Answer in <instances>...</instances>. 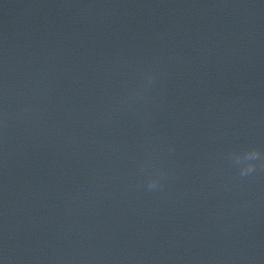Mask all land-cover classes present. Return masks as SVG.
Segmentation results:
<instances>
[{
    "label": "clouds",
    "instance_id": "9594fccd",
    "mask_svg": "<svg viewBox=\"0 0 264 264\" xmlns=\"http://www.w3.org/2000/svg\"><path fill=\"white\" fill-rule=\"evenodd\" d=\"M261 155L259 149H253L250 152H247L244 156L243 159H255ZM241 158L238 157V162L240 161ZM255 170V165H248L241 173V175H246L252 171ZM156 181H152L149 184V187H155Z\"/></svg>",
    "mask_w": 264,
    "mask_h": 264
}]
</instances>
